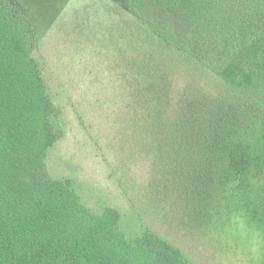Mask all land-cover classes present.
Listing matches in <instances>:
<instances>
[{
  "label": "trees",
  "instance_id": "trees-1",
  "mask_svg": "<svg viewBox=\"0 0 264 264\" xmlns=\"http://www.w3.org/2000/svg\"><path fill=\"white\" fill-rule=\"evenodd\" d=\"M105 1L135 40L126 106L137 122L138 111L152 115L162 151L136 152L150 158L155 199L170 196L157 180L167 141L171 189L203 218L228 192L250 187L264 202V119L253 115L264 114L254 93L264 85V0ZM36 27L22 0H0V264H191L159 229L127 236L116 208L95 211L70 178L49 174L65 133Z\"/></svg>",
  "mask_w": 264,
  "mask_h": 264
},
{
  "label": "rangeland",
  "instance_id": "rangeland-1",
  "mask_svg": "<svg viewBox=\"0 0 264 264\" xmlns=\"http://www.w3.org/2000/svg\"><path fill=\"white\" fill-rule=\"evenodd\" d=\"M22 2L42 36V49L35 54L44 61L49 89L63 111L65 134L49 152V174L70 178L82 201L95 211L116 208L127 236L159 229L191 264H264V202L253 188L228 192L203 218L199 207L182 199L179 188L177 196L171 189L170 161L164 156L170 146L165 141L157 180L170 196L164 203L155 199L150 158L136 152L137 146L162 151L151 131L152 115L138 111L143 118L137 122L131 119L137 114L133 102L126 106L136 96L128 93L138 66L135 40L129 33L122 35L106 1ZM254 93L264 110V85ZM253 115L264 119V114ZM186 205L193 210L187 213Z\"/></svg>",
  "mask_w": 264,
  "mask_h": 264
}]
</instances>
